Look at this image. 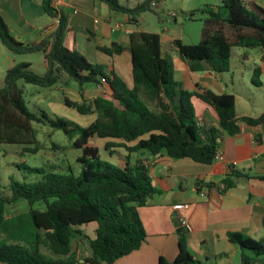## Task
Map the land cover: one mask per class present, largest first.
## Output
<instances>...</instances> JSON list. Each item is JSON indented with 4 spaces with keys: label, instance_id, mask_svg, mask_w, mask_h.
Masks as SVG:
<instances>
[{
    "label": "trees",
    "instance_id": "1",
    "mask_svg": "<svg viewBox=\"0 0 264 264\" xmlns=\"http://www.w3.org/2000/svg\"><path fill=\"white\" fill-rule=\"evenodd\" d=\"M110 12L125 16L127 24H134L142 14L153 11L157 0H144L133 8L121 6L118 0H97ZM55 0H42L44 13L58 21L54 34L38 43L16 40L0 16V42L14 55L42 53L45 72L37 75L30 64L20 63L10 68L0 89V145H25V152L37 153L41 148L33 124L49 123L73 140V148L82 156L78 175L71 171L61 174L31 169L24 164L17 167L41 175L35 183L10 181L11 195L0 194V264H113L116 260L137 250L146 240L139 219L138 208L145 206L158 193L147 168L139 158L132 164L113 165L101 158V149L92 143L97 138L106 140L103 151L110 156L121 148L130 160L132 153H149L171 160L191 159L203 165L216 161L224 136H234L239 124L261 126L264 113L257 118H237L233 94L217 95L209 90L201 93L186 91L175 79L170 57L161 53L158 34L135 31L129 35L127 48L130 56L132 85L119 77L112 66L90 63L81 53L65 46L68 16L58 12ZM201 40L186 45L175 40L179 58L190 71L210 70L227 73L231 67L233 48L243 49L242 59H248V50H264V8L255 2L222 0L220 7L203 10ZM96 51L112 58L121 55L122 45L96 46ZM107 70V73L104 72ZM52 88L57 84L78 86L79 100L64 97V105L83 116H96L90 124L81 127L58 118L49 120L46 113L30 112L23 100L18 81ZM251 84L261 86V68H252ZM86 85L105 87V92L84 98ZM193 98L213 109L217 126L201 127L197 122ZM130 144H133L130 146ZM54 149H59L53 145ZM257 179L231 170L221 184L228 191L240 179ZM199 183H197V186ZM208 188L215 186L207 184ZM23 201L28 207L27 226L19 219L7 222L6 208ZM39 204L38 208L35 205ZM43 207V209H40ZM96 224L93 238L88 240V255L82 263L72 252L71 242L83 235L81 226ZM230 244L241 251L242 264H264V242L241 233H228ZM42 248L52 254L42 252ZM245 250L252 252L247 255ZM202 264L188 251L184 235L179 239V252L171 263Z\"/></svg>",
    "mask_w": 264,
    "mask_h": 264
},
{
    "label": "crops",
    "instance_id": "2",
    "mask_svg": "<svg viewBox=\"0 0 264 264\" xmlns=\"http://www.w3.org/2000/svg\"><path fill=\"white\" fill-rule=\"evenodd\" d=\"M41 1L0 0V16L10 34L22 43H38L52 36L57 28V20L44 13ZM160 3L161 0H157L154 8L159 7ZM54 6L58 12L68 16L65 46L82 55H100V63L112 66L114 72L131 86L130 56L127 50L129 35L135 31L144 32L143 26L146 25L142 23L143 20L139 24L134 23L131 29L124 15L110 12L97 0H55ZM119 23L124 27L112 31ZM160 39L162 55L170 57L172 44L177 39L166 33ZM113 43L122 45L125 51L119 56L109 58L95 49L97 45L110 46ZM242 53L236 55L240 60L238 65L241 64L247 74L238 79L233 72L232 61L227 72L230 75H221L210 70L192 72L178 55L172 60L175 79L188 92L201 93L209 90L220 95L230 90L232 93L228 94L235 97L236 117L257 118L264 110L255 117L246 112L257 105V98L251 88L240 79L244 81L247 78L250 86H253L252 68L259 66L261 86L257 89L264 95V50L254 55L249 53L247 60L242 59ZM251 64L253 65L250 67ZM240 85L243 86V91L235 92ZM105 91L102 86L97 89L85 87L83 96L90 98L88 94L94 93L96 96ZM192 103L201 127L217 126L218 117L213 109L196 98H193ZM239 127L240 131L236 135L223 137L219 148L222 158L211 165L198 164L187 158L171 160L165 156L135 153V160H142L158 193L145 206L138 208L139 219L146 235L145 242L113 264H159L161 259L171 263L179 252L181 235L185 237L188 251L202 264H242V253L238 247L229 243L228 233L237 232L256 240L260 237L264 242V182L254 178L240 179L228 191H224L221 184L231 170L251 177L264 175L263 128L244 123H240ZM125 153L124 150V153L118 154L126 158ZM109 156L108 154V158L112 159ZM207 184L215 186L208 188ZM203 192L205 195L201 196L200 193ZM175 205L187 207L175 211ZM181 219L187 221L190 228L188 231L181 225ZM85 239L87 238L83 235L75 236L71 242L72 252L80 263L88 255V240L86 243Z\"/></svg>",
    "mask_w": 264,
    "mask_h": 264
},
{
    "label": "rangeland",
    "instance_id": "3",
    "mask_svg": "<svg viewBox=\"0 0 264 264\" xmlns=\"http://www.w3.org/2000/svg\"><path fill=\"white\" fill-rule=\"evenodd\" d=\"M144 0H118L121 6L127 8H133L137 4ZM245 2H255L262 8H264V0H242ZM222 0H161L158 8H154L153 11L146 12L141 15L139 20H143L142 23H146L143 26L144 32L154 33L162 35L163 33L170 34L175 39L180 40L186 45H196L201 40V31L203 27V21L207 18V14L203 12L205 8L209 6L220 7ZM169 13L176 14V18L169 16ZM129 28H133V24L128 25ZM116 36V35H115ZM16 40L17 38L14 37ZM19 41V40H18ZM243 49L233 48L231 61L233 63V72L238 78L241 75L247 74L241 64L238 65L239 58L236 55H241ZM250 55L261 52V48H255L248 50ZM170 57L174 60L178 55L176 46L172 44V51L169 52ZM165 56V54H163ZM90 63L102 64L98 57L100 55H83ZM241 62H243L241 60ZM20 63L30 64V69L37 75H43L45 72L43 54L33 53L27 55H14L0 42V89L4 86V78L6 72L13 66ZM246 64L248 63L245 62ZM253 64L250 65V67ZM107 73V70H104ZM223 75H230L222 73ZM221 74V75H222ZM246 86L251 88L252 93L257 98V105L248 114L251 116H257L264 110V95L259 90L250 86L248 79L244 78V81L240 79ZM17 86L23 92V100L27 109L37 114L39 111L45 112L49 120H56L58 118L73 122L81 127H85L95 120L96 116H83L78 114L75 110L67 108L64 105V97H68L71 100H78V86L76 83L71 82L67 86H61L57 84L54 87L42 88L30 84H26L23 81H18ZM87 88H92L91 85H86ZM239 89H235V92H242L243 86H238ZM228 93L232 91L227 90ZM247 94V89H246ZM94 97V93L88 94V97ZM243 101V100H242ZM240 112V111H239ZM33 128L36 132V138L40 145V149L37 153L25 152V148H33V146L25 145H0V194L8 197L11 195L10 181L15 180L19 183H35L41 179V175L35 172H28L20 169L17 166L24 164L31 169H41L44 172L54 171L61 174H68L70 171L74 175H78L81 170V164L77 162V159L82 156L80 149L73 148V140L69 139L62 131L54 130L49 126L48 122L43 124H33ZM105 140L93 139L92 143L101 149L102 159L108 161L116 166H121L130 161L132 164L136 159V154L132 153L130 160H126L118 153H124V150H114L111 158H108V153L103 152ZM53 145L59 147L54 149ZM117 149V148H116ZM127 155V153H125ZM110 157V156H109ZM40 205H35L38 208ZM43 209V207H40ZM28 207L25 202L20 201L12 206L6 208V221H21L27 226L28 220ZM96 224H89L81 226L79 229L82 231L85 238H93ZM5 238V232L0 234ZM260 240V237H257ZM87 243V239H85ZM239 251V250H238ZM42 252L52 256L50 252L42 248ZM247 255H251L252 252L245 250ZM239 256V255H238ZM213 264H215L213 262Z\"/></svg>",
    "mask_w": 264,
    "mask_h": 264
},
{
    "label": "built area",
    "instance_id": "4",
    "mask_svg": "<svg viewBox=\"0 0 264 264\" xmlns=\"http://www.w3.org/2000/svg\"><path fill=\"white\" fill-rule=\"evenodd\" d=\"M169 16H171V17H173L174 19L176 18V14H174V13H169ZM57 24H58V21H57ZM124 27V25L123 24H121V23H119V24H117L116 26H115V28H112V31H116V30H119V29H121V28H123ZM221 155H220V153L218 152V154H217V156H216V160L217 159H220L221 160ZM200 195L201 196H204L205 195V193L203 192V193H200ZM187 206L186 205H175L174 206V210L175 211H181L182 209H184V208H186ZM181 225L185 228V230H189L190 228H189V226H188V224H187V221L185 220V219H181Z\"/></svg>",
    "mask_w": 264,
    "mask_h": 264
},
{
    "label": "water",
    "instance_id": "5",
    "mask_svg": "<svg viewBox=\"0 0 264 264\" xmlns=\"http://www.w3.org/2000/svg\"><path fill=\"white\" fill-rule=\"evenodd\" d=\"M155 8H158V7H155ZM140 22H141V20H139V19L134 21L135 24H139ZM145 25H147V24L145 23ZM263 227H264V224H263Z\"/></svg>",
    "mask_w": 264,
    "mask_h": 264
}]
</instances>
